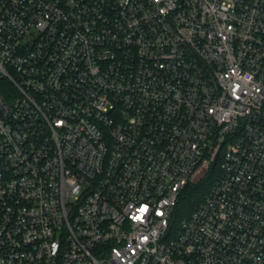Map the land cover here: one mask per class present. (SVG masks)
Returning a JSON list of instances; mask_svg holds the SVG:
<instances>
[{"label": "built area", "instance_id": "obj_1", "mask_svg": "<svg viewBox=\"0 0 264 264\" xmlns=\"http://www.w3.org/2000/svg\"><path fill=\"white\" fill-rule=\"evenodd\" d=\"M0 264H264V0H0Z\"/></svg>", "mask_w": 264, "mask_h": 264}, {"label": "trees", "instance_id": "obj_2", "mask_svg": "<svg viewBox=\"0 0 264 264\" xmlns=\"http://www.w3.org/2000/svg\"><path fill=\"white\" fill-rule=\"evenodd\" d=\"M219 169H211L201 175L197 180L189 182L181 192L179 202L174 212L173 223H180L192 216L196 208L203 202L205 196L209 193L215 184Z\"/></svg>", "mask_w": 264, "mask_h": 264}, {"label": "water", "instance_id": "obj_3", "mask_svg": "<svg viewBox=\"0 0 264 264\" xmlns=\"http://www.w3.org/2000/svg\"><path fill=\"white\" fill-rule=\"evenodd\" d=\"M216 165V160L214 161V163L212 164V168H214Z\"/></svg>", "mask_w": 264, "mask_h": 264}, {"label": "rangeland", "instance_id": "obj_4", "mask_svg": "<svg viewBox=\"0 0 264 264\" xmlns=\"http://www.w3.org/2000/svg\"><path fill=\"white\" fill-rule=\"evenodd\" d=\"M216 176H218V175H216ZM199 177H200V176L195 177L194 181L197 180Z\"/></svg>", "mask_w": 264, "mask_h": 264}]
</instances>
